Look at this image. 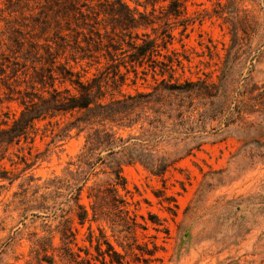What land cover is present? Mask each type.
<instances>
[{
    "label": "rangeland",
    "instance_id": "374dc122",
    "mask_svg": "<svg viewBox=\"0 0 264 264\" xmlns=\"http://www.w3.org/2000/svg\"><path fill=\"white\" fill-rule=\"evenodd\" d=\"M186 17L191 19L186 31L175 26L172 44L163 53L182 61L176 76L192 83L200 96L193 98L190 112L168 121L154 137L142 136L140 124L132 131L153 154L146 157L156 164L153 171L169 165L162 175L140 162L123 166L129 191L125 198L140 226L131 231L111 216L82 227L69 213L64 189L48 210L18 209L20 198L15 197L28 187L29 179H34L33 186H43L65 178L68 164L85 142V132L65 135L42 121L32 150L24 146V154L36 160L31 168L23 171L24 165L2 162L16 179L12 184L0 182V264H38L31 254L33 241L51 232L54 247H59L60 234L54 228L61 216L74 218L80 246L89 245V224L97 234L102 229L117 252L127 254L130 245L131 264H146L134 255L141 250L154 252L144 254L151 260L148 264H264V0H191ZM139 32L153 35L150 28ZM103 63L101 59L90 67L85 62L74 66L88 78ZM150 85L154 83L148 77V82L124 86L123 92H148ZM0 110L18 114L21 108L13 102ZM70 119L63 118L61 125ZM122 134L126 137L128 131ZM18 153L14 147L8 155L17 160ZM102 169H95L100 174L87 186L106 179ZM81 203L89 206L86 190ZM91 252L96 254L93 248Z\"/></svg>",
    "mask_w": 264,
    "mask_h": 264
},
{
    "label": "trees",
    "instance_id": "16d2710c",
    "mask_svg": "<svg viewBox=\"0 0 264 264\" xmlns=\"http://www.w3.org/2000/svg\"><path fill=\"white\" fill-rule=\"evenodd\" d=\"M0 1V106L16 102L21 108L18 114L0 110V182L12 184L16 179L2 164L5 159L11 166L24 165L23 171L35 163L24 154V146L32 150L38 123L48 121L65 135L72 130L85 132L84 145L68 164L65 178L33 186L31 177L22 194L14 195L20 198L18 209L48 210L52 206L47 205H54L64 189L69 213L82 227L115 216L113 221L132 231L140 224L125 198L129 191L123 166L140 162L151 171L156 167L147 162L146 157L153 154L132 131L140 124L142 136L154 137L168 121L190 112L193 98L200 96L192 83L176 76L182 61L163 53L172 44L173 28L182 26L185 32L191 23L186 17L191 0H131L134 7L127 0ZM149 28L153 35L140 34ZM101 59L103 67L91 77L75 70L83 62L90 67ZM148 77L154 83L151 91L123 92L124 86L148 82ZM66 117L71 119L62 126L60 120ZM14 147L20 152L14 154L17 160L8 155ZM168 166L153 173L162 175ZM97 167L105 168L101 173L106 179L87 186L92 177L99 176ZM85 190L89 206L81 203ZM63 217L54 228L60 234L59 247H54L51 232L33 241L31 254L38 264H131L127 260L130 245L127 254L117 252L103 230L98 228L97 234L89 224L85 234L89 245L80 246L74 218ZM142 251L134 255L148 264L151 260L144 254L154 252Z\"/></svg>",
    "mask_w": 264,
    "mask_h": 264
}]
</instances>
